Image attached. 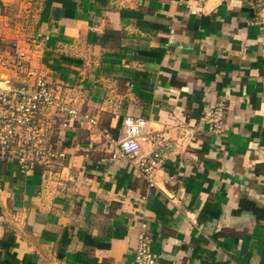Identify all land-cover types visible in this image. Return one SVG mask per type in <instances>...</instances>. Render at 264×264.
<instances>
[{
    "label": "crops",
    "instance_id": "0c3cea01",
    "mask_svg": "<svg viewBox=\"0 0 264 264\" xmlns=\"http://www.w3.org/2000/svg\"><path fill=\"white\" fill-rule=\"evenodd\" d=\"M259 9L46 0L34 65L78 115L44 112L57 117L53 154L27 165L0 145V264H133L143 234L166 263L264 264ZM9 54L0 47V88L17 85ZM219 108L217 124L208 112ZM129 118L162 144L144 139L145 158L164 149L154 185L116 150Z\"/></svg>",
    "mask_w": 264,
    "mask_h": 264
},
{
    "label": "built area",
    "instance_id": "2783aa9c",
    "mask_svg": "<svg viewBox=\"0 0 264 264\" xmlns=\"http://www.w3.org/2000/svg\"><path fill=\"white\" fill-rule=\"evenodd\" d=\"M259 19L264 25V0H259ZM15 55L5 61L17 85L10 88H0V145L11 147L16 143L18 158L23 165L35 161L31 157L21 140H27L36 148L38 144L42 154L48 153L44 138L52 131L50 121L43 118L44 112L68 113L71 117H77L78 108L71 100L63 97L62 87L48 84L45 77L40 75L34 65L30 49L19 43L14 45ZM221 110L210 109L208 117L213 118L217 124L221 123ZM147 122L144 119L126 120V135L119 141L116 150L126 156L132 164L137 166L143 174H146L151 185L152 170L157 166L158 158L164 154V149L159 148L154 154V159H147L141 154L142 141L149 137L152 144L162 145L157 136H149ZM15 139L18 141L16 142ZM46 143V142H45ZM168 146V144H165ZM34 148V150H35ZM160 161V160H159ZM133 264H178L166 263L164 259L152 251V239L143 234L136 248Z\"/></svg>",
    "mask_w": 264,
    "mask_h": 264
},
{
    "label": "rangeland",
    "instance_id": "374dc122",
    "mask_svg": "<svg viewBox=\"0 0 264 264\" xmlns=\"http://www.w3.org/2000/svg\"><path fill=\"white\" fill-rule=\"evenodd\" d=\"M45 2L46 0H0V47L6 46V49L10 50L9 56H14L16 54L14 43L15 41L17 42V40H24L25 38L27 39L25 42L30 46L29 49L32 50L34 47L35 49L37 48L36 46H33V44L37 45L38 42L36 39H41L37 33ZM15 36H18V38L16 39ZM14 38L16 39L15 41H13ZM29 46L26 48L28 49ZM31 50L29 53L31 52V56L33 57ZM51 113L56 115V112ZM54 118L56 121L57 117ZM46 120L50 121L49 118ZM55 121H50L51 124H53V127L52 131L49 132V135L44 138L45 142L46 140L47 142H51L52 140L55 131ZM15 141L17 142L18 140L15 139ZM21 141V144L27 150L28 155L31 154L30 156L35 159H42L45 156L53 154V152H50L49 147H47L48 153L42 154V149L39 148L42 147L40 144L35 148L32 143L27 142V140ZM45 142H43V145H46ZM15 145L16 143L11 145V147L16 150L18 156L19 148Z\"/></svg>",
    "mask_w": 264,
    "mask_h": 264
},
{
    "label": "trees",
    "instance_id": "16d2710c",
    "mask_svg": "<svg viewBox=\"0 0 264 264\" xmlns=\"http://www.w3.org/2000/svg\"><path fill=\"white\" fill-rule=\"evenodd\" d=\"M7 249L9 250L8 245H7ZM12 255H13V257H15V256H14V253H12ZM10 261H11V260H10ZM0 262H1V261H0ZM4 264H5V263H4Z\"/></svg>",
    "mask_w": 264,
    "mask_h": 264
}]
</instances>
